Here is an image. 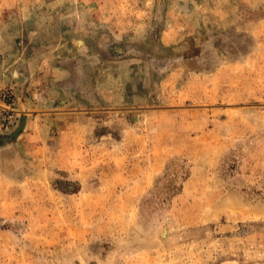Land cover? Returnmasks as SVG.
I'll return each instance as SVG.
<instances>
[{"label":"rangeland","instance_id":"374dc122","mask_svg":"<svg viewBox=\"0 0 264 264\" xmlns=\"http://www.w3.org/2000/svg\"><path fill=\"white\" fill-rule=\"evenodd\" d=\"M0 264H264V0H0Z\"/></svg>","mask_w":264,"mask_h":264},{"label":"bare ground","instance_id":"6f19581e","mask_svg":"<svg viewBox=\"0 0 264 264\" xmlns=\"http://www.w3.org/2000/svg\"><path fill=\"white\" fill-rule=\"evenodd\" d=\"M165 236H167V235H165ZM164 237V236H163Z\"/></svg>","mask_w":264,"mask_h":264}]
</instances>
